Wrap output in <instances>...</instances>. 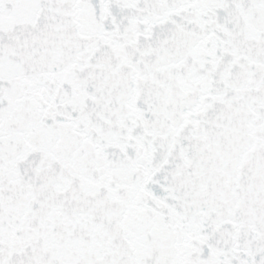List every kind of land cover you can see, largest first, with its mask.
Segmentation results:
<instances>
[{
  "label": "snow or ice",
  "instance_id": "snow-or-ice-1",
  "mask_svg": "<svg viewBox=\"0 0 264 264\" xmlns=\"http://www.w3.org/2000/svg\"><path fill=\"white\" fill-rule=\"evenodd\" d=\"M0 264H264V0H0Z\"/></svg>",
  "mask_w": 264,
  "mask_h": 264
}]
</instances>
